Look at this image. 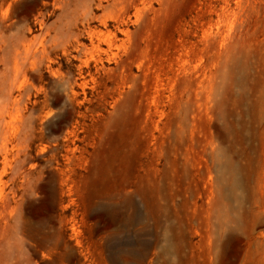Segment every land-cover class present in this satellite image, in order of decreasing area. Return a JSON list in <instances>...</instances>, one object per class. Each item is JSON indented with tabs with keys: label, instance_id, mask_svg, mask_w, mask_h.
Listing matches in <instances>:
<instances>
[{
	"label": "rangeland",
	"instance_id": "obj_1",
	"mask_svg": "<svg viewBox=\"0 0 264 264\" xmlns=\"http://www.w3.org/2000/svg\"><path fill=\"white\" fill-rule=\"evenodd\" d=\"M57 3L0 0V264H264V0L154 3L76 95Z\"/></svg>",
	"mask_w": 264,
	"mask_h": 264
},
{
	"label": "bare ground",
	"instance_id": "obj_2",
	"mask_svg": "<svg viewBox=\"0 0 264 264\" xmlns=\"http://www.w3.org/2000/svg\"><path fill=\"white\" fill-rule=\"evenodd\" d=\"M166 1L167 0H83L79 5L80 9L73 10L72 14L67 16L68 13L66 14V12L70 1L58 0L57 6L63 7L65 10L64 13L67 16V23L62 29L56 28L55 31L61 39L65 38L64 42L66 44H69L71 48L74 49L75 54L73 55V58L81 63L79 65V78L76 77L78 78L77 80L72 77H67L58 83L63 84L75 95L77 94L75 87L80 88L85 93L88 86L87 76L93 77L90 63L91 59L88 57L91 56V58H95V56L98 55L99 58H95L94 61L96 65V72H99L100 70H106L103 56H109V53L112 51V49L119 46V42H122V46L127 44V41L121 39L120 35L130 38L131 33L129 30V23L132 20L131 15L134 16L135 22L139 23L144 16H147L149 13L155 11L154 3H157L160 8H163L166 4ZM94 10L107 11L108 14L103 17H97L94 14ZM225 11L234 12L229 3H226ZM95 21L99 22L98 25H94ZM40 23L41 27H45V22L43 19H41ZM81 27L83 28L81 29ZM36 40V37L31 38L30 35L26 33L13 40L12 44L9 46L13 55L12 53L10 55L14 56L15 61H17V65H19L21 60L27 63L34 61L37 57L47 58L49 61H51V47H48L45 44V40H42L41 48L34 50V43ZM51 63L53 62L51 61ZM179 63L180 60H178L177 63L178 67ZM51 66L52 65H50V67ZM178 67L174 72V78L177 80L181 74V67ZM155 78H157L158 83L160 82L159 85L156 86L155 91L156 95H158L160 94V89L162 86L161 83L163 82V79L160 80V76ZM131 80L127 78V83L134 82L133 78H131ZM123 85H125V81ZM48 95L50 94L47 93L46 96ZM120 95H122V93H120ZM156 97L158 96H155V100L157 102L158 98ZM176 100H178V98ZM177 103L179 105L180 102L177 101Z\"/></svg>",
	"mask_w": 264,
	"mask_h": 264
}]
</instances>
